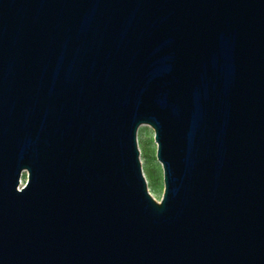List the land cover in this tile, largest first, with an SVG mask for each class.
Segmentation results:
<instances>
[{"label":"water","instance_id":"1","mask_svg":"<svg viewBox=\"0 0 264 264\" xmlns=\"http://www.w3.org/2000/svg\"><path fill=\"white\" fill-rule=\"evenodd\" d=\"M0 264H264V0H0Z\"/></svg>","mask_w":264,"mask_h":264},{"label":"rangeland","instance_id":"2","mask_svg":"<svg viewBox=\"0 0 264 264\" xmlns=\"http://www.w3.org/2000/svg\"><path fill=\"white\" fill-rule=\"evenodd\" d=\"M155 132L150 126H142L138 133L140 158L150 194L161 202L165 192L163 166L157 158L158 145L154 142ZM152 142L150 144L149 142ZM161 186L160 193L158 188ZM156 200V201H157Z\"/></svg>","mask_w":264,"mask_h":264},{"label":"bare ground","instance_id":"3","mask_svg":"<svg viewBox=\"0 0 264 264\" xmlns=\"http://www.w3.org/2000/svg\"><path fill=\"white\" fill-rule=\"evenodd\" d=\"M154 142H155V144H156V146H157V143H156V141H155V137H154ZM149 143L152 144L151 141H150ZM145 175H146V173H145ZM26 180H27V176L24 175L23 178H22V184H23V185L26 183ZM147 180H148V178H147ZM158 187H159V186H158ZM160 190H161V186L158 188V193H160ZM155 199H156V198H155ZM156 200H157V199H156ZM157 201H159V200H157Z\"/></svg>","mask_w":264,"mask_h":264}]
</instances>
